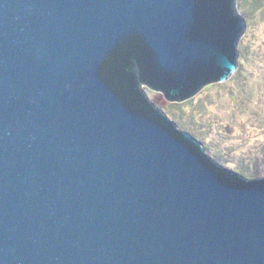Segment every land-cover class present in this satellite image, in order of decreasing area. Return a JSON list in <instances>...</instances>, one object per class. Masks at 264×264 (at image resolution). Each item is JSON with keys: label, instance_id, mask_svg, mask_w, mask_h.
Listing matches in <instances>:
<instances>
[{"label": "water", "instance_id": "1", "mask_svg": "<svg viewBox=\"0 0 264 264\" xmlns=\"http://www.w3.org/2000/svg\"><path fill=\"white\" fill-rule=\"evenodd\" d=\"M246 30L238 0H0V264H264V178L143 90L227 81Z\"/></svg>", "mask_w": 264, "mask_h": 264}, {"label": "rangeland", "instance_id": "2", "mask_svg": "<svg viewBox=\"0 0 264 264\" xmlns=\"http://www.w3.org/2000/svg\"><path fill=\"white\" fill-rule=\"evenodd\" d=\"M249 30L241 70L184 101H170L147 86L148 97L176 128L201 136L215 161L249 177L264 178V0H238Z\"/></svg>", "mask_w": 264, "mask_h": 264}, {"label": "trees", "instance_id": "3", "mask_svg": "<svg viewBox=\"0 0 264 264\" xmlns=\"http://www.w3.org/2000/svg\"><path fill=\"white\" fill-rule=\"evenodd\" d=\"M200 144V143H199ZM200 146H201V144H200ZM227 170V169H226ZM228 171V170H227Z\"/></svg>", "mask_w": 264, "mask_h": 264}]
</instances>
